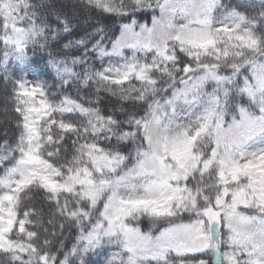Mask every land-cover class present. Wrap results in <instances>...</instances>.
<instances>
[{"label": "snow or ice", "instance_id": "snow-or-ice-1", "mask_svg": "<svg viewBox=\"0 0 264 264\" xmlns=\"http://www.w3.org/2000/svg\"><path fill=\"white\" fill-rule=\"evenodd\" d=\"M0 264H264V0H0Z\"/></svg>", "mask_w": 264, "mask_h": 264}, {"label": "trees", "instance_id": "trees-1", "mask_svg": "<svg viewBox=\"0 0 264 264\" xmlns=\"http://www.w3.org/2000/svg\"><path fill=\"white\" fill-rule=\"evenodd\" d=\"M35 58H37V59H38V58H39V54H37V57H35Z\"/></svg>", "mask_w": 264, "mask_h": 264}]
</instances>
